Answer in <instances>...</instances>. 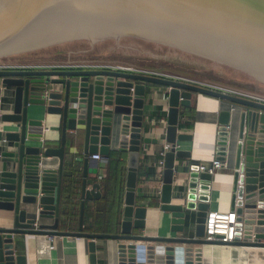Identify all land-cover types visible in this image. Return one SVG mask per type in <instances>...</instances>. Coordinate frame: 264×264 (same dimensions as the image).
Here are the masks:
<instances>
[{
	"label": "water",
	"instance_id": "water-1",
	"mask_svg": "<svg viewBox=\"0 0 264 264\" xmlns=\"http://www.w3.org/2000/svg\"><path fill=\"white\" fill-rule=\"evenodd\" d=\"M0 1V40L75 21L92 27L108 24L129 31L184 36L220 49L226 45L235 57L264 62V0ZM48 14H54L57 21L47 23ZM149 84L169 90L165 94L169 102L166 141L173 145L192 139L179 130L180 109L191 106L193 93L230 105L220 113L216 152V159L222 163L234 154L230 211L237 215V233L228 245L264 250V103L122 70L0 68V124L15 126L0 134L15 148L13 152L3 151L0 166V211L14 215L13 227L0 228V264H28L25 256L17 254L14 237L21 235L87 239L90 264H98V240L117 242L118 264H213L210 256L204 257L202 246L225 245L204 239L214 176L177 163V159L189 158V152L173 147L165 157L160 208L170 215L173 235L147 237L142 233L147 217V207L137 204L142 144L158 142L143 134ZM237 108L242 113L238 127H233ZM51 117H57L61 126L57 148L45 137ZM116 130L120 146L128 152L121 230L115 235L86 234V203L102 197L100 182L90 178L99 175V168L91 166L90 156L109 157ZM68 138L73 139V156L81 153L77 141L84 139L79 231L75 233L60 229ZM53 157L59 159V168L46 169L45 161ZM32 213L35 216L29 217ZM46 219L53 223H42ZM239 258L240 264H248L245 249Z\"/></svg>",
	"mask_w": 264,
	"mask_h": 264
},
{
	"label": "crops",
	"instance_id": "crops-1",
	"mask_svg": "<svg viewBox=\"0 0 264 264\" xmlns=\"http://www.w3.org/2000/svg\"><path fill=\"white\" fill-rule=\"evenodd\" d=\"M147 90L144 107L145 128L143 134L144 137L157 139L158 142L156 144H142L138 171L137 204L147 207L146 225L142 233L147 237H169L173 235L170 231L171 218L168 213L161 210V196L157 194V190L160 189V187L162 188L164 184V170L157 162L160 159V152L163 146L168 143L166 141V130L168 126L169 102L165 98V94L168 93L169 90L166 87L151 84L147 85ZM8 94L11 96L12 91H9ZM3 95H5V92H3ZM190 107L194 109L192 113L187 112V107H181L180 109L181 125L179 131L180 133L191 135L192 139L189 141H180L178 143L180 145V151L189 152L191 156L189 158L177 159L178 164L185 165L186 167L188 166L189 169L190 165L208 166L216 158L220 113L229 109L230 105L225 101L210 96L193 93ZM237 109V114L235 115L234 113L233 115V127L235 125L238 127L240 113H242V109ZM233 112H235V110ZM3 126L5 132L15 129L14 124L6 123L3 124ZM45 127V137L50 146L54 148L59 147L61 126L57 117H51V120L47 121ZM116 132L118 134L116 139L112 141L111 152L122 150L119 142V130H116ZM71 140L73 139L68 138L66 145L67 156L64 164V175L67 169L68 171H72V168L79 167V179L82 180L83 157L81 153L83 152L84 139L80 138L77 141V147L81 155L79 154L76 156H73L72 150H70ZM5 149L9 152L15 151L13 144H6L3 151ZM233 159L234 154H232L230 158L231 161L229 160L227 163H223L225 164L224 168L214 175L210 194L211 211H230ZM0 166H2L1 161ZM44 167L52 170L58 169L59 159L56 157L47 159ZM101 167H99L98 176H90V178L97 183L104 177L100 170ZM157 169H159V172ZM151 172L157 173L151 176ZM153 200H157L159 204L148 205V203ZM13 216L12 212L0 211V228L13 227ZM34 216L35 213L29 215V217ZM42 223L50 225L53 221L46 219L42 220ZM14 238L16 241L17 254L25 256L28 264H90L89 241L87 239L54 237V243H51L54 247L50 250L49 248L51 245L47 247V241L46 243L43 240L40 241L38 236L21 235L15 236ZM217 252L216 250V253ZM228 253L232 256L238 254L236 249L233 250L234 254L232 252H226L225 255L227 259L230 257ZM118 258L119 251L116 241H97L98 264H118ZM212 259L214 264L215 260L214 258Z\"/></svg>",
	"mask_w": 264,
	"mask_h": 264
},
{
	"label": "rangeland",
	"instance_id": "rangeland-1",
	"mask_svg": "<svg viewBox=\"0 0 264 264\" xmlns=\"http://www.w3.org/2000/svg\"><path fill=\"white\" fill-rule=\"evenodd\" d=\"M46 18L47 23L57 21L54 14ZM106 25L92 27L74 21L64 27L54 24L8 41L0 40V64H101L154 69L264 95L261 60L235 57L226 45L220 49L184 36Z\"/></svg>",
	"mask_w": 264,
	"mask_h": 264
},
{
	"label": "built area",
	"instance_id": "built-area-1",
	"mask_svg": "<svg viewBox=\"0 0 264 264\" xmlns=\"http://www.w3.org/2000/svg\"><path fill=\"white\" fill-rule=\"evenodd\" d=\"M0 68H14V69H38V70H44V69H53V68H60V69H66V68H79V69H90V68H106V69H113V70H122L127 72H132L135 74L140 75H146V76H153V77H160L164 79H170L175 81H180L184 83H189L192 85H196L199 87H203L206 89H210L213 91H218L223 94H229L233 96H237L240 98H245L248 100L257 101L260 103H264V95H260L254 92H248L241 89L229 87L226 85H221L214 82L209 81H203L200 79H195L192 77L184 76V75H178L174 73L164 72V71H157L154 69H139V68H133V67H123V66H116L111 67L107 65H101V64H84V65H49V64H15V63H3L0 64ZM131 91H134L133 89ZM168 100V97H166ZM4 126L3 124H0V134H4ZM7 144L5 138H0V161L2 159V153L4 146ZM175 148L176 150H180V145L177 143L176 145L173 144H165L163 146V149L160 152V159L158 160V165L162 167L164 170L165 165V157L167 152H169L172 148ZM90 161L92 166L94 167H101L102 165H105L108 163V157L102 156L100 154H94L90 156ZM225 164L217 160L216 158L213 160V162L206 166V165H190V168L198 167L200 172H206L210 175H215L218 171L222 170L224 168ZM157 194L159 196L162 195V188L157 190ZM35 229H38V225L35 224ZM236 233H237V215L235 213H232L231 211H222V210H216V211H209L207 220L205 223V236L204 239L209 243H215V242H222L225 243V245H209V246H202L204 257L205 256H212L214 258V262L217 264H240V258H239V252L242 249H245L248 253V264H264V250L257 249V248H241V247H235L228 245V243H233L236 239ZM40 238V237H39ZM45 238V239H44ZM40 241L43 240L47 241L48 245L47 247L51 245V243H54V237H43L42 239H39ZM53 245L50 246V250L53 249ZM236 249L238 254H234L233 250ZM216 250L218 251L216 253ZM226 252H232L234 255H230L229 259L226 258L225 253ZM214 263V264H215Z\"/></svg>",
	"mask_w": 264,
	"mask_h": 264
},
{
	"label": "trees",
	"instance_id": "trees-1",
	"mask_svg": "<svg viewBox=\"0 0 264 264\" xmlns=\"http://www.w3.org/2000/svg\"><path fill=\"white\" fill-rule=\"evenodd\" d=\"M192 113L193 107H187ZM128 152L125 149L112 151L108 163L100 170L103 173L101 184L102 197L86 203L83 232L86 234L115 235L120 233L124 210V198L127 179ZM65 172L62 183L60 229L67 232L79 231L80 219V184L79 167ZM159 172V169H157ZM69 172V173H68ZM157 172H151V176ZM153 200L148 205H158Z\"/></svg>",
	"mask_w": 264,
	"mask_h": 264
},
{
	"label": "bare ground",
	"instance_id": "bare-ground-1",
	"mask_svg": "<svg viewBox=\"0 0 264 264\" xmlns=\"http://www.w3.org/2000/svg\"><path fill=\"white\" fill-rule=\"evenodd\" d=\"M0 5H1V1H0ZM1 12V11H0ZM68 59V58H67ZM83 60V59H82ZM86 60V59H85ZM68 62V61H67ZM57 64V63H56ZM70 65V64H69ZM235 110V115L237 114V112H238V109H234ZM236 119V118H235ZM237 120V119H236ZM236 123V122H235ZM229 254V253H228ZM229 256H230V254H229ZM210 257H212V256H210ZM213 258V257H212ZM218 264V263H217Z\"/></svg>",
	"mask_w": 264,
	"mask_h": 264
}]
</instances>
